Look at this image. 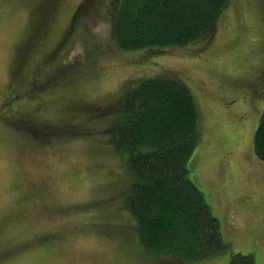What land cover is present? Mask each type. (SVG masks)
Listing matches in <instances>:
<instances>
[{
	"label": "rangeland",
	"instance_id": "1",
	"mask_svg": "<svg viewBox=\"0 0 264 264\" xmlns=\"http://www.w3.org/2000/svg\"><path fill=\"white\" fill-rule=\"evenodd\" d=\"M119 0H0V264H264V0H229L212 35L122 49ZM195 96L190 177L229 247L199 261L152 253L127 206L134 176L109 127L146 77Z\"/></svg>",
	"mask_w": 264,
	"mask_h": 264
},
{
	"label": "trees",
	"instance_id": "2",
	"mask_svg": "<svg viewBox=\"0 0 264 264\" xmlns=\"http://www.w3.org/2000/svg\"><path fill=\"white\" fill-rule=\"evenodd\" d=\"M87 1V0H86ZM97 0H88L93 5ZM229 0H119L113 31L122 49L156 50L208 39ZM199 111L179 78L141 79L124 97L110 139L128 152L134 176L127 206L141 244L150 252L199 261L228 249L220 219L188 167L198 145ZM264 160V109L254 136ZM253 253L229 264H254Z\"/></svg>",
	"mask_w": 264,
	"mask_h": 264
}]
</instances>
